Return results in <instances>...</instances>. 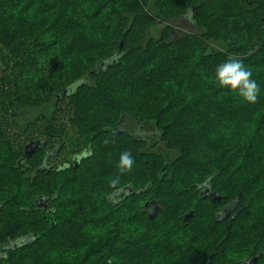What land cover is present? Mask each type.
<instances>
[{"label":"trees","instance_id":"1","mask_svg":"<svg viewBox=\"0 0 264 264\" xmlns=\"http://www.w3.org/2000/svg\"><path fill=\"white\" fill-rule=\"evenodd\" d=\"M192 8L199 31L173 27ZM229 58L252 72L255 104L216 82ZM0 252V264H264V0H0Z\"/></svg>","mask_w":264,"mask_h":264},{"label":"clouds","instance_id":"2","mask_svg":"<svg viewBox=\"0 0 264 264\" xmlns=\"http://www.w3.org/2000/svg\"><path fill=\"white\" fill-rule=\"evenodd\" d=\"M215 80L221 88L236 92L244 101L255 104L258 99L260 88L252 79V72L244 66L242 61L229 58L217 65ZM135 160L129 151H123L119 155L118 168L121 173L131 172ZM119 179L109 181V186L116 188ZM118 191L120 189H117Z\"/></svg>","mask_w":264,"mask_h":264},{"label":"water","instance_id":"3","mask_svg":"<svg viewBox=\"0 0 264 264\" xmlns=\"http://www.w3.org/2000/svg\"><path fill=\"white\" fill-rule=\"evenodd\" d=\"M191 12V13H190ZM188 14L185 16V18L187 17L188 19H192V17L195 14V10L192 8L189 12H187ZM184 18V20H185ZM184 20H182V22L184 23ZM112 61L110 60L108 62H103L101 63V65L93 72V74H99L102 70H106L107 68H110L112 66ZM123 127V123L120 124L119 129H121L119 132L123 131L122 130ZM39 142L35 143V144H30L29 146L26 147L25 149V159L30 158L33 153L34 150L39 147ZM208 198H211L213 200V202H217V201H221L223 198L217 196L216 194H210L209 196H207ZM238 201L239 198H237L234 202H231L230 204H228L226 207H224L222 210H220L218 212V214L216 213V215L218 216V218L221 217H229L231 215V213L236 209V207L238 206ZM37 205L39 208H44V209H48L47 206V202L43 199V198H39V200L37 201ZM145 212L148 214V219L153 220L161 211V208L158 206V204L156 202H152V203H148L145 206ZM152 209L151 212H148L147 210ZM193 217V214L190 213L189 215L186 216L185 221L189 222ZM263 256V254H262ZM261 257V256H260ZM259 256L253 258L248 264H256L259 261Z\"/></svg>","mask_w":264,"mask_h":264},{"label":"rangeland","instance_id":"4","mask_svg":"<svg viewBox=\"0 0 264 264\" xmlns=\"http://www.w3.org/2000/svg\"><path fill=\"white\" fill-rule=\"evenodd\" d=\"M183 17V19H181L179 22L176 21L175 23H173V27H176L180 32H198L199 30H196V28L193 26V20L192 19H188L187 17L185 18ZM182 20H184V23L182 22ZM185 27V31L183 30V28ZM152 34H154L155 36L158 35V32L156 30H152L151 31ZM211 47L213 49H215L216 51H223L225 50V46L222 45L221 43H213L211 45ZM52 109H53V104H46V105H41V106H34V107H29L24 109L19 117H18V124L21 126H24L26 123L28 122H32L33 120H35L38 116L41 115H49L52 113ZM145 127L142 126L141 131L145 132L148 131V127H146V124L144 125ZM134 133H137L139 131L138 127L131 130ZM165 153V152H164ZM162 153V154H164ZM173 157H176V154H173ZM2 258V253L0 252V259Z\"/></svg>","mask_w":264,"mask_h":264},{"label":"flooded vegetation","instance_id":"5","mask_svg":"<svg viewBox=\"0 0 264 264\" xmlns=\"http://www.w3.org/2000/svg\"><path fill=\"white\" fill-rule=\"evenodd\" d=\"M140 131V130H139Z\"/></svg>","mask_w":264,"mask_h":264}]
</instances>
